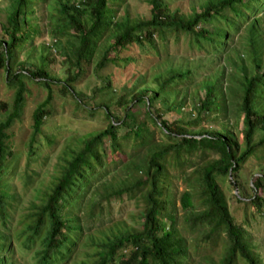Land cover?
Segmentation results:
<instances>
[{
    "label": "trees",
    "instance_id": "trees-1",
    "mask_svg": "<svg viewBox=\"0 0 264 264\" xmlns=\"http://www.w3.org/2000/svg\"><path fill=\"white\" fill-rule=\"evenodd\" d=\"M25 1L14 0L11 11L17 4L18 7L8 18L9 27L2 26L8 38L0 40V70L14 89L12 104L0 102L4 111L0 119V264H18L12 249L15 232L7 217L5 180L12 157L9 130L22 118L28 91L26 79L47 91L34 109L31 154L43 118L51 113L52 84L59 85L57 92L72 98L80 109L89 113L101 110L107 120L103 128L79 140V150L59 159L53 180L33 201L25 232L16 241L23 242L22 248L27 251L37 249L34 254L39 264L71 261L87 245L86 241H95L84 223L85 217L94 215L101 200L123 194L137 201L138 226L126 224L118 233L101 240L98 258L84 264H184L189 239L179 227L178 195L171 182L173 168H180L188 185L180 196L185 227L209 228L207 238L223 239L220 264H238L240 260L244 264H263L250 249L246 230L236 221L219 179L230 175L238 182L245 176L250 158H264V0H204L189 13L171 7L168 0H149V18L131 17L128 10L117 16L126 0H58L56 12L48 8L49 0H38L32 11L38 5L50 10L53 22L48 34L56 38L52 47L66 65L67 74L62 78L48 70L54 59L49 46L40 45L34 54L32 43L42 28L37 18L23 21ZM242 29L240 56L239 48L232 47L234 33ZM182 35L190 36L191 45L210 55L213 63L224 59L229 64L227 86L224 68L219 71L216 67L212 76L199 81L190 68H166L148 81L146 75L137 77L119 97L105 78V85L99 88L102 98L96 106L86 93L77 91L75 83L84 79L89 67L98 72L108 60L114 61L103 50V40H109L113 49L138 45L159 53L158 41L163 45L169 37L179 40ZM23 50L27 51L26 59L20 57ZM201 91H205L204 98L200 97ZM227 94L233 98L234 108L228 104ZM188 98L193 108L183 120L163 119V110L182 116ZM114 102L125 106L120 117L114 115ZM158 103L163 109H156ZM141 104L148 119L140 120L134 107H130ZM231 109L241 118L239 133L224 124L220 129L198 128L203 121L227 118ZM152 124L159 127L164 141H155ZM106 142L111 154L133 148L129 154L138 156L121 163L124 176L114 174L116 168L112 166L117 162L107 159ZM189 163L194 167L186 171L184 165ZM253 174L254 187L246 186L238 199L263 214L264 164ZM254 188L257 193L252 192Z\"/></svg>",
    "mask_w": 264,
    "mask_h": 264
},
{
    "label": "rangeland",
    "instance_id": "rangeland-1",
    "mask_svg": "<svg viewBox=\"0 0 264 264\" xmlns=\"http://www.w3.org/2000/svg\"><path fill=\"white\" fill-rule=\"evenodd\" d=\"M17 1V0H15ZM38 0H26L22 5L24 14L23 21H28L30 17L38 19L42 31L41 35L34 38L32 45L35 47L34 54L36 55L39 46H49L52 50L53 61L48 66V70L52 74H56L61 78L66 76V65L62 63L61 56L57 50L52 47V42L55 37L48 34V30L52 25L49 11L56 12L58 0H49L48 8L46 6L38 5L34 7ZM149 0H126L125 4L120 7L117 16L125 14V10L129 11L131 17L141 16L149 18L151 15V5ZM204 0H168L171 7H179L184 12H192L193 8L197 9L199 4ZM14 0H0V40L7 39L8 35L3 32L2 26L9 27L8 18L11 13L16 11L17 6H11ZM34 13V14H33ZM32 14V16H31ZM261 14V13H259ZM258 14V15H259ZM264 14V12H263ZM35 23L36 21H32ZM244 30L233 35V47L239 48L238 54L242 56V41ZM190 36L182 35L179 40L174 37H169L163 45L162 41L157 42L159 53L151 48H141L138 45H132L128 49H113L110 47L109 40L102 41L103 50L107 51L109 58H114V61L108 60V63L102 70L96 72L95 68L89 67L83 80L75 83L77 91H82L92 99V105L100 101L102 95L99 94V88L105 85L108 79L112 89H116L115 96L119 97L123 94L125 88H130L132 82L137 77L146 75L148 79L156 73L163 72L166 68L177 70L179 68H190L196 75V80L199 81L204 77L212 76L215 68L219 71L225 69L224 84H229V70L230 66L224 59L219 63H213L210 55H206L205 51H199L190 43ZM59 40L57 39V42ZM31 45V46H32ZM27 51L23 50L20 54L21 59H26ZM100 56H96L98 59ZM126 60V61H125ZM218 71V72H219ZM75 73V71H74ZM28 91L26 94V106L22 118L18 120L9 130L12 157L9 158L8 166L10 172L6 177L5 182L7 186L5 192L7 194V202L9 207L7 210V217L12 232H15V238L12 242L13 250L15 251V259L18 264H39L35 256V250L27 251L22 248L23 242L16 241L25 232L26 218L31 209L33 201L37 199L43 187L49 184L53 179L54 170L57 162L61 158L70 157L72 151L79 150V140L84 139L90 132L103 128L106 124V119L102 115V111L89 113L76 106L72 98H64L57 90L59 85L52 84L54 90L53 99L50 104V115L45 116L44 124L41 133L37 134L36 142L34 143V153L31 154L30 146L34 141L33 132V113L35 107L44 100L47 95L46 89L32 80L26 79ZM200 97H205V91L200 92ZM14 99V89L9 86L5 76V72L0 70V102H8L12 104ZM228 104L234 108L233 98L227 94ZM190 98L187 99V107L183 109V115L175 112L165 113L163 110L162 117L168 122L183 120L189 112L192 111L193 105ZM134 107L140 120L148 119L145 113V106L130 105ZM125 106L113 103L114 115L122 116ZM100 109V108H98ZM156 109H163L161 103L156 105ZM4 111L0 109V119L3 118ZM195 116V115H194ZM205 116L212 117L207 114ZM227 125L231 130L239 133L242 129L241 118H238L233 109L227 118H214L203 121L198 128H207L210 130L220 129L222 125ZM152 131L155 134V141H164V136L161 134L159 127L152 124ZM195 127V128H196ZM124 130H121L123 133ZM259 133L256 134V137ZM49 140V142H48ZM108 143H105V154L108 160L117 162L110 164L112 169L116 168L115 175L119 177L124 176L123 167L121 163L125 164L131 158H137L133 152V148L123 149V152L111 154L107 149ZM126 153V156L124 155ZM264 164V158L252 157L246 166L245 176H241L237 182L232 176H224L219 179L223 187L231 211L236 221L244 227L247 233V242L250 249L258 256L260 261L264 264V213H258L253 210L251 205L241 202L239 198L244 193L246 186L254 187V180L259 170L260 165ZM193 163L185 164L184 169L191 171ZM179 170V171H178ZM249 171L251 173L249 174ZM138 175V174H137ZM171 182H173L174 192L178 195L177 205L179 206V227L183 234L189 239L188 256L184 264H220L222 255L223 239L207 238L209 228H201L194 226V229L185 227L184 210L182 209V202L180 196L188 189L186 180L181 176L180 168L171 169ZM251 191V190H250ZM252 192L257 193V189ZM251 192H249L250 194ZM86 216L85 213L82 214ZM139 206L137 201L130 199L127 194L113 198L109 197L107 200H101L94 215L91 218L84 219V223L90 230V235L95 238V241H86L87 245L77 251L74 258L66 264H84L95 261L102 248L98 245L101 240L107 236L118 233V229H122L126 224L128 226H138ZM129 228V227H127ZM238 264H244L242 260Z\"/></svg>",
    "mask_w": 264,
    "mask_h": 264
},
{
    "label": "water",
    "instance_id": "water-1",
    "mask_svg": "<svg viewBox=\"0 0 264 264\" xmlns=\"http://www.w3.org/2000/svg\"><path fill=\"white\" fill-rule=\"evenodd\" d=\"M230 174H231V172H230Z\"/></svg>",
    "mask_w": 264,
    "mask_h": 264
}]
</instances>
